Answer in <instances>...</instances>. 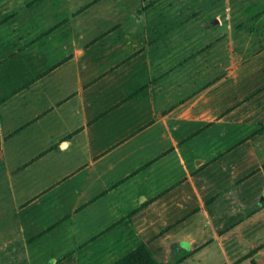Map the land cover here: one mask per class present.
Here are the masks:
<instances>
[{
  "label": "crops",
  "instance_id": "obj_1",
  "mask_svg": "<svg viewBox=\"0 0 264 264\" xmlns=\"http://www.w3.org/2000/svg\"><path fill=\"white\" fill-rule=\"evenodd\" d=\"M257 3L0 0V216L40 236L21 264L142 243L164 263L264 264ZM78 208L68 255L45 230L66 238Z\"/></svg>",
  "mask_w": 264,
  "mask_h": 264
},
{
  "label": "rangeland",
  "instance_id": "obj_2",
  "mask_svg": "<svg viewBox=\"0 0 264 264\" xmlns=\"http://www.w3.org/2000/svg\"><path fill=\"white\" fill-rule=\"evenodd\" d=\"M236 5L231 6V11H234ZM243 6V5H242ZM248 7H254L256 8V10H260L261 7L264 8V3H257V4H250L248 5ZM264 20V19H262ZM232 24L234 25V23L236 22V20H232ZM246 24V26L252 24L253 22H250L249 20L244 19L243 20V24ZM241 24V25H243ZM45 179H47L45 177ZM31 190H33L32 188L30 190H23L22 192H19L18 194L12 195V200L9 201L6 200L8 205H12L17 203L20 199H22L23 197H25L26 195L30 194ZM8 198H10V196H8ZM26 203L22 204L19 206V208H23L25 206ZM80 203H78L79 205ZM18 208V209H19ZM9 209V207H8ZM78 208L77 210H70L64 213L65 216L61 217L63 219H56L59 221V223H61L62 221H66L68 219V217H71V226L67 225L65 228V230L68 229L69 233L67 234L66 238L65 236H63L58 232L57 233V223L52 224L53 222H55V219L51 220L49 222V225L52 224L51 226H49L45 231L48 230H53L51 233V238L49 237V241L53 246L57 247L58 245H61V243L63 242V240L70 242L69 244H67L66 246V253L71 250L72 248H74L76 246L77 243H71L72 238L75 239V237L73 236L72 232H73V228H76L77 230L79 229V227H81V223L80 226H74L76 222H74L75 220V213L79 212ZM1 211H2V216H0V228L5 229V232L3 231L2 235H0V262L1 264H21V263H25L26 261L24 260V258H26V254H28V251L31 250V247H29L30 245L27 243H31L32 239H36L38 238L39 235H33L31 236L30 233L28 232V227L26 226H20V224L17 226H12L11 228L8 227V223L11 222V218L9 219L6 215H9V213L11 214L10 209L7 211V214H5L6 209L5 207H1ZM51 214L52 211H51ZM12 215V214H11ZM16 219L18 217V215H14ZM53 236V237H52ZM40 237V236H39ZM78 239V238H76ZM61 241V242H60ZM25 245H27V247H25ZM48 245H50L48 243ZM89 245V243H84L82 244L80 247H78L77 249H79L81 251V249L86 248ZM45 249L47 248V244H44ZM44 249V250H45ZM68 255H70V251L69 253H67ZM54 255V253L52 254ZM81 257H84V259L81 260V258H73V257H69L68 258L62 257V258H58V257H53V259H51V264H111L112 262L116 261L117 256H115L112 259H105V258H100V259H95L94 255H91V253L89 252V257H88V250H86V253H84V255H81ZM117 258V259H116ZM11 262V263H10Z\"/></svg>",
  "mask_w": 264,
  "mask_h": 264
},
{
  "label": "trees",
  "instance_id": "obj_3",
  "mask_svg": "<svg viewBox=\"0 0 264 264\" xmlns=\"http://www.w3.org/2000/svg\"><path fill=\"white\" fill-rule=\"evenodd\" d=\"M111 264H170L157 261L146 244H139Z\"/></svg>",
  "mask_w": 264,
  "mask_h": 264
}]
</instances>
